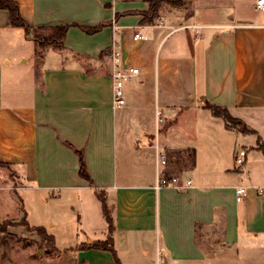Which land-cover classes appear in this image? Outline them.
<instances>
[{"label": "crops", "instance_id": "1", "mask_svg": "<svg viewBox=\"0 0 264 264\" xmlns=\"http://www.w3.org/2000/svg\"><path fill=\"white\" fill-rule=\"evenodd\" d=\"M13 1L32 27L102 24L93 34L69 27L61 48L39 58L0 8V161L13 178L0 173V187L22 209L29 195L46 219L31 225L24 212L25 221L53 235L56 212L73 211L76 238L85 240L63 250L83 264H114L110 251L85 247L107 238L120 264H264V13L256 0H161L149 22L141 20L150 0ZM113 43L123 65L138 69L119 108ZM240 131L257 137L235 167L238 152L228 148ZM78 152L91 183L78 174ZM158 171L181 188L156 189ZM239 186L248 193L236 201Z\"/></svg>", "mask_w": 264, "mask_h": 264}, {"label": "rangeland", "instance_id": "2", "mask_svg": "<svg viewBox=\"0 0 264 264\" xmlns=\"http://www.w3.org/2000/svg\"><path fill=\"white\" fill-rule=\"evenodd\" d=\"M204 31V30H203ZM24 47V45H23ZM25 49V48H24ZM40 57L42 56L41 49ZM39 57V58H40ZM256 135L250 131L239 132L237 138H230L229 151L241 149L242 147L251 148L250 145L255 143ZM234 159V158H232ZM233 165L237 167L235 160ZM7 166L0 165V173L4 178L13 180L12 175ZM11 180L9 183L12 184ZM232 181L234 179H231ZM3 184V182H2ZM0 187V228L4 229L0 233V264H83L73 256V250H63V248L74 246L81 240H85L82 234L79 239L76 238L77 215L70 209H59L56 212L55 220L59 224L53 232L57 246L60 250L54 249L36 230L26 225L23 218L24 212L27 213L26 220L31 224L46 223V219L40 213V208L36 203L25 197L24 207L16 196L7 197L9 190H1ZM20 194L23 192L17 191ZM23 197V196H22ZM7 214V215H5ZM79 241V242H78Z\"/></svg>", "mask_w": 264, "mask_h": 264}, {"label": "trees", "instance_id": "3", "mask_svg": "<svg viewBox=\"0 0 264 264\" xmlns=\"http://www.w3.org/2000/svg\"><path fill=\"white\" fill-rule=\"evenodd\" d=\"M172 3L180 4V1H173ZM161 5V0H150V7L148 11L143 13V19L142 22H149L152 21L157 13L158 8ZM0 8L6 9L9 12V23L12 26L20 27L24 30L25 34L27 36H30L36 47H37V53L40 57L41 52L39 49L44 50L47 47H53V48H61L62 46V40L71 26H77L82 31H84L87 34H93L97 31H99L102 28V24L97 26H85V25H79V24H64V25H55V26H39V27H32L28 25L25 20L22 18L19 6L16 1L13 0H0ZM205 107L209 109L215 116H221L223 119L231 124L235 125L238 124L239 121L235 118H233L229 112L228 109L225 107H219L214 104H210L208 102L205 103ZM257 148L262 151L264 154V144L260 143L258 140L257 142ZM79 156V168H78V174L81 178L85 179L89 183H91V178L85 169V163L83 159V155L78 152ZM0 165L7 166L6 163L0 161ZM96 196L99 199L102 207L103 215L106 219V222L108 224L109 231L112 230V218L110 215V209L106 202L105 194L102 191H96ZM26 225L29 226V224L26 222ZM31 227V229L36 230L51 246L54 247V236L51 234H48L44 227L36 226ZM4 229L0 228V233H3ZM0 239L2 240V236H0ZM85 247L87 248H96V249H103L108 250L113 255L114 264H120L118 257L116 256L115 251L110 246V238H107L104 241H94Z\"/></svg>", "mask_w": 264, "mask_h": 264}, {"label": "built area", "instance_id": "4", "mask_svg": "<svg viewBox=\"0 0 264 264\" xmlns=\"http://www.w3.org/2000/svg\"><path fill=\"white\" fill-rule=\"evenodd\" d=\"M255 8L261 13H264V0H256ZM200 27L195 26L196 33L199 31ZM132 39L134 41L142 39L140 33H134ZM111 59L114 64V72L112 73V105L115 108L123 106L126 102L125 100V82L131 79L138 73V69L135 67H126L122 63V53L119 49V46L116 43L111 45ZM159 120V119H158ZM155 145L156 159L159 166H164L166 164V159L164 155L158 152V146ZM245 151L239 150L238 154L235 157V163L237 166H242L244 163ZM187 184H190V181H187ZM173 186L177 189H180L181 186L178 185V179L176 177H168L162 174L161 171H158V176L156 177L155 188ZM261 192V189L258 190ZM248 193V188L246 186H239L235 190V199L236 201L242 200Z\"/></svg>", "mask_w": 264, "mask_h": 264}]
</instances>
